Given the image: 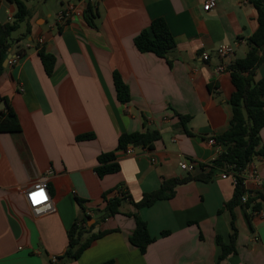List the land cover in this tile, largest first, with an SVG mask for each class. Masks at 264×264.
Listing matches in <instances>:
<instances>
[{
	"label": "crops",
	"instance_id": "0c3cea01",
	"mask_svg": "<svg viewBox=\"0 0 264 264\" xmlns=\"http://www.w3.org/2000/svg\"><path fill=\"white\" fill-rule=\"evenodd\" d=\"M36 3L27 1L28 23L12 35L8 55L18 61L7 63L0 75L5 99L0 114L12 110L21 127L18 133H0V264L60 263L57 258L64 255L75 223L87 231L83 239L98 231L109 233L93 241L79 259L63 264H215L217 236L227 244L232 233L231 214L223 208L234 193L231 178L218 172L207 182L191 181L176 187L171 199L138 210L126 201L120 214L105 219L99 216L104 212L102 195L121 186L137 202L164 179L198 174L201 165L208 166L226 150L207 140L230 127L234 88L228 67L246 55L247 40L258 28L254 7L247 0H217L209 11L203 9L205 0ZM67 4L77 11L59 25L57 14ZM87 4L95 14L94 27L84 19ZM14 13L13 4L0 0V24ZM157 18L164 19L175 40L170 66L134 45V37ZM36 44L56 58L51 76ZM222 45L232 53L219 58L216 51ZM204 53L208 60L202 59ZM220 65L223 71L217 70ZM114 72L129 88L127 104L117 101ZM262 77L264 63L255 79ZM177 113L191 117L185 126ZM146 130L160 134L152 150L117 151L121 134ZM83 134L93 138L78 141ZM259 135L264 148V128ZM106 152L116 153L120 170L99 178L97 157ZM183 162L192 163L193 171L181 170ZM251 169L259 181L250 183L249 190L264 194V156L254 158ZM41 181L47 184L52 211L34 216L24 191ZM134 212L154 239L144 254L129 242L135 221L126 214ZM233 214L236 253L221 264H264V203L258 213L239 205Z\"/></svg>",
	"mask_w": 264,
	"mask_h": 264
},
{
	"label": "trees",
	"instance_id": "16d2710c",
	"mask_svg": "<svg viewBox=\"0 0 264 264\" xmlns=\"http://www.w3.org/2000/svg\"><path fill=\"white\" fill-rule=\"evenodd\" d=\"M6 1L15 6V13L11 21L0 24V75L4 71L3 64L8 50L14 41L12 38L13 33L19 29L20 24L26 23L27 25L30 16V12L26 6L28 0ZM247 2L257 12L258 28L247 40L248 51L246 55L234 61L228 67L231 83L234 88L229 99L232 118L229 129L215 138L217 143L226 146V150L208 166L201 165V171L198 174H187L183 178L164 179L157 190L144 193L142 198L137 202H134L121 186L102 195L103 202L105 203L103 208L105 214L101 219H105L120 214L121 206L126 201L136 210L147 208L157 201L171 199L175 195L176 187L180 185L191 181L207 182L218 172H231L236 176L237 184L234 186L232 198L224 204L223 208L231 214L232 233L227 244L223 243L220 237L217 236L216 240L220 247V253L215 264H221L227 256L236 253L237 230L234 226L233 209L236 206L243 205L246 208H251L252 212L258 213L261 209V204L264 203V194L245 190L241 176L243 170L246 169L254 158L264 156V148L260 146L261 138L259 135L260 131L264 128V77L258 80L255 79L258 66L264 63V0H247ZM83 15L87 24L94 27L95 14L89 4L86 5ZM134 45L140 53H152L159 58L165 59L169 66L171 65V62L168 60V54L175 48V40L164 19L157 18L152 20L148 29L142 30L134 37ZM35 47L46 75L51 76L55 68L56 58L52 54L46 53L38 44ZM112 79L117 101L120 104H127L130 101L128 86L117 72L112 74ZM1 100L5 101L0 96ZM177 116L183 126L191 119L188 115L177 113ZM20 131L19 121L12 110L9 109L6 113L0 114V133H18ZM186 133L191 134L187 130ZM92 138V134H83L78 136L77 140L81 141ZM159 139L160 134L155 130L123 133L118 138L117 151L125 150L128 146L152 150L155 141ZM116 157L115 152L101 153L97 157L98 166L95 168V173L99 178L120 170ZM244 193H247V200L245 203H242L241 196ZM77 203L84 210V202L77 199ZM126 215L133 217L135 221V228L129 237V242L141 254H144L147 247L154 241L149 235L147 223L136 212L127 213ZM85 232L87 231L82 230L76 223L73 224L68 231V247L64 255L57 258L61 262L51 264H63L67 261L79 259L93 241L109 233V231H98L83 239ZM165 234L166 232L163 233V235ZM111 263L109 261L103 264Z\"/></svg>",
	"mask_w": 264,
	"mask_h": 264
},
{
	"label": "built area",
	"instance_id": "2783aa9c",
	"mask_svg": "<svg viewBox=\"0 0 264 264\" xmlns=\"http://www.w3.org/2000/svg\"><path fill=\"white\" fill-rule=\"evenodd\" d=\"M217 0H205V3L203 5V9L205 11H209L211 9H214L216 7ZM77 9L74 5L67 4L63 9H61L58 14H57V24L59 25H65L67 24L68 20L73 17V15L76 13ZM12 17H9V21H11ZM42 40L40 39L38 41V44H40ZM232 53V48L230 46L222 45L220 46L217 51L216 55L219 58H224L227 55ZM203 60H208L209 55L207 53H204L202 55ZM18 61V57H13L8 60L9 65H14ZM218 71H223L224 66L220 65L217 67ZM207 143L209 145L217 146L218 143L215 138H209L207 140ZM134 148L131 146H128L125 150H122L121 153L124 154H131L133 152ZM180 169L185 171V172H191L194 169V165L192 163H187L183 162L180 164ZM249 165L246 167V169L243 170L242 172V178H243V184L245 190H249L248 185L250 183H257L259 181V176L258 173L255 169L248 170ZM230 169V167H229ZM220 176L222 178H231L233 181V184H237V178L235 175H233L231 172L228 171H223L221 172ZM44 193V198L40 200L39 203L35 202L33 198V194L39 193V192ZM24 198L26 201V204L30 210V212L34 216H41L43 214H47L52 211V205H51V197L48 192V187L45 181L38 182L28 189L24 191ZM247 200V193H244L241 196V202L245 203ZM52 262H55V259L52 260Z\"/></svg>",
	"mask_w": 264,
	"mask_h": 264
},
{
	"label": "snow or ice",
	"instance_id": "6c2138e0",
	"mask_svg": "<svg viewBox=\"0 0 264 264\" xmlns=\"http://www.w3.org/2000/svg\"><path fill=\"white\" fill-rule=\"evenodd\" d=\"M33 198H34L35 202L39 203L40 200L44 198V193L42 191L39 193H35V194H33Z\"/></svg>",
	"mask_w": 264,
	"mask_h": 264
},
{
	"label": "rangeland",
	"instance_id": "374dc122",
	"mask_svg": "<svg viewBox=\"0 0 264 264\" xmlns=\"http://www.w3.org/2000/svg\"><path fill=\"white\" fill-rule=\"evenodd\" d=\"M38 1H40L41 2V0H38ZM48 1V0H47ZM50 1V0H49ZM34 2H35V4H37L36 2H37V0L35 1L34 0ZM44 4V3H43ZM51 14H52V16H51V18H50V20L51 21H53L54 20V17H55V14H54V12H51ZM23 25H21V27H22ZM20 33V31H16V32H14L13 33V36H17L18 34Z\"/></svg>",
	"mask_w": 264,
	"mask_h": 264
},
{
	"label": "water",
	"instance_id": "95a60500",
	"mask_svg": "<svg viewBox=\"0 0 264 264\" xmlns=\"http://www.w3.org/2000/svg\"><path fill=\"white\" fill-rule=\"evenodd\" d=\"M10 58H11V56H9V55L7 54V57H6V59H5V61H4V64H3L4 67L7 65L8 60H9ZM102 215H104V212H102L99 216H102ZM96 217H98V216H96Z\"/></svg>",
	"mask_w": 264,
	"mask_h": 264
}]
</instances>
